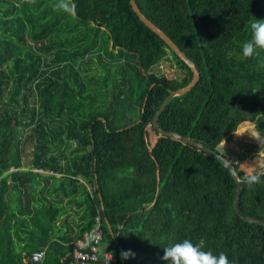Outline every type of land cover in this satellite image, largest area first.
Listing matches in <instances>:
<instances>
[{
    "label": "trees",
    "instance_id": "obj_1",
    "mask_svg": "<svg viewBox=\"0 0 264 264\" xmlns=\"http://www.w3.org/2000/svg\"><path fill=\"white\" fill-rule=\"evenodd\" d=\"M74 2L72 21L21 3L25 23L0 0V264H71L96 215L116 264H166L163 248L184 239L231 264H264V225L241 217L264 221V175L249 189L245 156L234 161L219 149L244 121L264 135V52L241 55L264 0H135L198 71L159 127L228 158L241 177L238 212L237 182L222 160L152 125L164 98L190 81L189 67L129 0ZM88 24L102 31L91 39L80 28ZM168 52L173 78L152 70ZM245 165L261 169L264 159ZM122 250L136 255L123 260Z\"/></svg>",
    "mask_w": 264,
    "mask_h": 264
},
{
    "label": "clouds",
    "instance_id": "obj_2",
    "mask_svg": "<svg viewBox=\"0 0 264 264\" xmlns=\"http://www.w3.org/2000/svg\"><path fill=\"white\" fill-rule=\"evenodd\" d=\"M28 2L35 3V0H28ZM51 6L56 12L72 17L76 16L74 0H55ZM261 52H264V19L255 18L250 23L249 39L241 45V55L245 59H251L258 57ZM259 67L264 68V62H261ZM252 124V128L246 129L238 136L243 135L245 132L250 133L251 137L259 141L262 146L264 138L261 136V131L255 128V122H252ZM245 166L246 170L242 182L251 189L254 185L261 183L260 178L264 175V170H260L259 165ZM135 255L131 250H122L120 253L123 260L134 258ZM160 259L166 262V264H231L225 253L214 254L211 250H205L202 244H194L190 239H184L167 245L163 248V256Z\"/></svg>",
    "mask_w": 264,
    "mask_h": 264
},
{
    "label": "rangeland",
    "instance_id": "obj_3",
    "mask_svg": "<svg viewBox=\"0 0 264 264\" xmlns=\"http://www.w3.org/2000/svg\"><path fill=\"white\" fill-rule=\"evenodd\" d=\"M6 3H13L15 6L16 13H19V18L20 20H23L26 23L25 17L23 16L22 10H21V3H27V4H32L29 3L27 0H4ZM55 2V0H35V3L33 5L38 4L39 5V10L36 12V15L39 14L42 10H44L47 7L51 6V3ZM63 21H72L70 17L67 15L62 16ZM38 19L40 21L45 22V18H40L38 16ZM66 23V22H65ZM83 35H87L89 38H95L97 35H99L100 31L102 29H98V31L94 30L95 28L89 25H83L82 27L80 26ZM76 30L71 31V33H75ZM71 35V34H70ZM24 43L30 42V38L27 34L24 35ZM107 42V41H106ZM106 48L109 49L108 43L106 45ZM102 52V53H101ZM100 52V54L104 56L106 53H103V50ZM105 59V58H104ZM173 60L170 56V53H167V57L162 59L157 65H155L152 70L157 73L164 74L168 78H173L176 77V74L178 73V69L175 67L173 64ZM87 66H89V72L90 73H97L98 68H96V57H90L87 58ZM253 124L252 122H242L240 123L235 132H231L228 136L225 137V139L221 142L219 149L222 153H224L227 156H230L231 159L236 161L238 159L239 154H243L245 157L242 159V162L239 164V168L243 171V175L245 173L243 169V165L247 162L250 161L251 158H262L264 159V143H262V146L259 141L255 140L254 138L251 137L250 133L245 132L243 135L238 136L242 132H244L248 128H252ZM237 134V135H236ZM262 138H264V135H261ZM260 170H264V165ZM88 187V185H86ZM70 219H73V217L70 215Z\"/></svg>",
    "mask_w": 264,
    "mask_h": 264
},
{
    "label": "water",
    "instance_id": "obj_4",
    "mask_svg": "<svg viewBox=\"0 0 264 264\" xmlns=\"http://www.w3.org/2000/svg\"><path fill=\"white\" fill-rule=\"evenodd\" d=\"M130 6L132 8V10L135 12V14L137 15V17L140 19V21L144 24V26L147 29H150L151 31H153L154 33L158 34L163 42L189 67L192 76L190 81L184 85L183 87L177 88L176 91H172L170 92L162 101L161 105L159 106L158 110L156 111L155 115L152 118V125L153 127L156 129V131L160 134V135H168V136H172L175 137L181 141L187 142L189 144L194 145L195 147H200L203 150L218 156L222 162L224 163V165L230 170L231 174L233 175V177L235 178L237 184H236V190H235V198H234V202H233V208L235 212H238V199H239V195H240V182H241V177L239 176V174L236 172L234 165L228 160L227 157H225L224 155H222L221 153L212 150L210 147L204 145L203 143H197L194 142L192 139L181 135L179 133H176L174 131H166L163 130L159 127L158 124V117L161 114V112L163 111V109L166 107V105L168 104V102L170 101V99L179 95H182L186 92L189 91L190 87L197 81L198 79V71L196 70L194 64L192 63V61H190L185 55L184 53L176 46V44L160 29L158 28L157 25H154L150 20H148L143 14L142 12L139 10L138 6L135 3V0H129ZM244 219H247L249 221L252 222H256V223H260L264 225V221L261 219H257V218H253L250 216H241Z\"/></svg>",
    "mask_w": 264,
    "mask_h": 264
},
{
    "label": "built area",
    "instance_id": "obj_5",
    "mask_svg": "<svg viewBox=\"0 0 264 264\" xmlns=\"http://www.w3.org/2000/svg\"><path fill=\"white\" fill-rule=\"evenodd\" d=\"M101 220L98 215L93 217L90 227L74 242L71 264H116V257L102 245ZM44 251H34L33 260H41Z\"/></svg>",
    "mask_w": 264,
    "mask_h": 264
},
{
    "label": "crops",
    "instance_id": "obj_6",
    "mask_svg": "<svg viewBox=\"0 0 264 264\" xmlns=\"http://www.w3.org/2000/svg\"><path fill=\"white\" fill-rule=\"evenodd\" d=\"M244 122H248V121H244Z\"/></svg>",
    "mask_w": 264,
    "mask_h": 264
}]
</instances>
